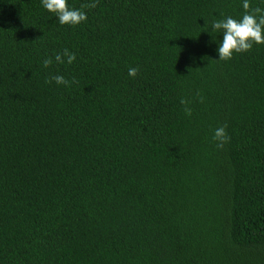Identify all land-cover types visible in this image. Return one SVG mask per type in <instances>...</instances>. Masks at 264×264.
I'll use <instances>...</instances> for the list:
<instances>
[{
  "label": "trees",
  "instance_id": "16d2710c",
  "mask_svg": "<svg viewBox=\"0 0 264 264\" xmlns=\"http://www.w3.org/2000/svg\"><path fill=\"white\" fill-rule=\"evenodd\" d=\"M88 2L0 0V264H264V44L203 32L240 0Z\"/></svg>",
  "mask_w": 264,
  "mask_h": 264
},
{
  "label": "clouds",
  "instance_id": "9594fccd",
  "mask_svg": "<svg viewBox=\"0 0 264 264\" xmlns=\"http://www.w3.org/2000/svg\"><path fill=\"white\" fill-rule=\"evenodd\" d=\"M42 9L52 14L56 22L61 25L75 27L87 20L86 12L81 8H75L67 3V0H39ZM97 0H89L82 8L93 9L96 7ZM243 14L238 18L222 15L220 18H214L210 23L204 24L203 32L216 33L219 40H213L216 44L217 60L228 61L234 53H243L250 50L253 44H264V8L251 7L250 0H240ZM63 57V59H62ZM76 59L75 53L64 49L62 53H56L51 58H45L42 61V67L47 69L54 62L56 64H72ZM137 68L128 69L127 75L134 78L137 75ZM46 83L54 82L57 86H69L70 81L62 75H53ZM199 93H197V96ZM180 103L185 105L184 113L186 116L191 115L189 103L181 99ZM226 126H219L213 130L212 141L215 142L216 148H222L229 142Z\"/></svg>",
  "mask_w": 264,
  "mask_h": 264
}]
</instances>
